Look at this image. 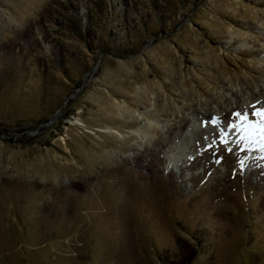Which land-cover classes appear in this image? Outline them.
Masks as SVG:
<instances>
[{
	"label": "rangeland",
	"instance_id": "374dc122",
	"mask_svg": "<svg viewBox=\"0 0 264 264\" xmlns=\"http://www.w3.org/2000/svg\"><path fill=\"white\" fill-rule=\"evenodd\" d=\"M258 108L264 0H0V264H264Z\"/></svg>",
	"mask_w": 264,
	"mask_h": 264
},
{
	"label": "snow or ice",
	"instance_id": "6c2138e0",
	"mask_svg": "<svg viewBox=\"0 0 264 264\" xmlns=\"http://www.w3.org/2000/svg\"><path fill=\"white\" fill-rule=\"evenodd\" d=\"M252 114L259 116L260 120L256 122L249 121V116L246 112L243 114H241L240 112L233 113V115L239 117L240 121V123L235 125V127L243 126L241 130L245 132V136L242 137V139L246 138L249 135H259L261 139V146L264 147V108H258Z\"/></svg>",
	"mask_w": 264,
	"mask_h": 264
},
{
	"label": "bare ground",
	"instance_id": "6f19581e",
	"mask_svg": "<svg viewBox=\"0 0 264 264\" xmlns=\"http://www.w3.org/2000/svg\"><path fill=\"white\" fill-rule=\"evenodd\" d=\"M241 47H246V48H248L249 47V45H248V43L247 42H245V43H242L241 44ZM160 126H162V123L159 121V120H156V121H150L149 120V124L148 125H143V126H139L138 125V127L136 128L138 131V135H140V137L144 140V139H146L148 136H150L151 135V132H152V128H158V127H160Z\"/></svg>",
	"mask_w": 264,
	"mask_h": 264
}]
</instances>
